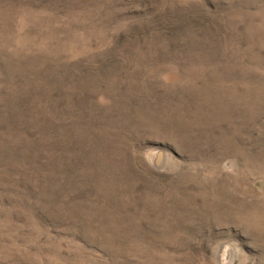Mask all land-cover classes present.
Instances as JSON below:
<instances>
[{"label": "rangeland", "instance_id": "1", "mask_svg": "<svg viewBox=\"0 0 264 264\" xmlns=\"http://www.w3.org/2000/svg\"><path fill=\"white\" fill-rule=\"evenodd\" d=\"M0 264H264V0H0Z\"/></svg>", "mask_w": 264, "mask_h": 264}]
</instances>
